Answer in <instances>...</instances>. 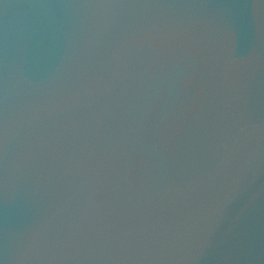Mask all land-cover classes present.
I'll return each mask as SVG.
<instances>
[{
    "label": "water",
    "instance_id": "water-1",
    "mask_svg": "<svg viewBox=\"0 0 264 264\" xmlns=\"http://www.w3.org/2000/svg\"><path fill=\"white\" fill-rule=\"evenodd\" d=\"M0 264H264V0H0Z\"/></svg>",
    "mask_w": 264,
    "mask_h": 264
}]
</instances>
